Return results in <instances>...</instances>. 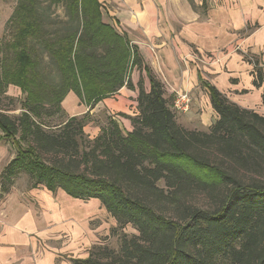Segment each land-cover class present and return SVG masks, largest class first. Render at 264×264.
<instances>
[{
    "label": "trees",
    "instance_id": "1",
    "mask_svg": "<svg viewBox=\"0 0 264 264\" xmlns=\"http://www.w3.org/2000/svg\"><path fill=\"white\" fill-rule=\"evenodd\" d=\"M14 2L0 42V103L9 86L23 98L18 116L0 114V143L16 150L0 174V198L26 175L31 189L97 200L119 227L136 230L114 228L117 251L93 247L71 264H264V116L199 77L218 119L208 132L187 130L137 49L102 21L98 0ZM245 61L261 87L259 63ZM133 68L149 90L140 76L131 132L109 119L90 140L88 113L54 131L44 123L62 113L69 92L92 109L124 86L134 89Z\"/></svg>",
    "mask_w": 264,
    "mask_h": 264
},
{
    "label": "crops",
    "instance_id": "2",
    "mask_svg": "<svg viewBox=\"0 0 264 264\" xmlns=\"http://www.w3.org/2000/svg\"><path fill=\"white\" fill-rule=\"evenodd\" d=\"M262 1L98 0L106 8L102 12V21L126 35L143 62L163 85L166 98L173 97L175 92L187 91L192 97L191 106L198 109L199 94L206 96L202 121L208 120V124L218 117L211 108L206 91L200 86L199 77L213 85L231 103L264 116V10L259 8V2ZM255 25L256 29H251ZM245 31L250 34L242 40L243 48L252 53V58L257 60L262 69V86L259 88L253 84L252 66L245 61L247 55L240 52L243 51L241 46L238 53L229 54L225 59L210 65L193 57L228 49L237 34L239 39V34ZM140 76H143L144 87L148 91L149 82L145 74L133 68L130 80L134 89L124 86L99 101L92 109L84 106L73 92H69L61 103L62 113L67 119L88 113L95 120L106 114L123 132H131L130 118L138 115L137 83ZM178 123L183 122L178 120ZM83 132L92 140L99 134L100 127L90 120ZM45 192L50 193L47 190ZM61 194L70 204L83 202ZM64 204L67 207L69 205ZM36 226L30 212L20 222L11 223L1 236V242L5 244L0 249V264H71L73 258L83 259L70 255L61 257L51 252L42 255L38 261L36 259L37 262L32 257H25L23 252L29 254L28 251L35 247Z\"/></svg>",
    "mask_w": 264,
    "mask_h": 264
},
{
    "label": "rangeland",
    "instance_id": "3",
    "mask_svg": "<svg viewBox=\"0 0 264 264\" xmlns=\"http://www.w3.org/2000/svg\"><path fill=\"white\" fill-rule=\"evenodd\" d=\"M259 5V8L264 10V1L259 2ZM14 8V0H0V42L7 38L6 23ZM105 9L104 7L103 13ZM55 12L60 18L62 17L63 11L60 8ZM256 26H251V29H256ZM248 34H250L249 31L240 33L239 39L237 34L236 40L229 44L232 46L228 45V49L222 50L227 53L224 57L226 58L229 54L238 53L239 49L243 48L242 40ZM240 52L247 55V60L254 59L252 58V53L247 49L243 48V51ZM224 57L220 55L221 59ZM47 76L49 79L57 80L55 73H49ZM198 97V109L196 107L193 108L191 104V110L187 114L177 115L176 117L177 120L183 122L180 125L187 130L208 132L213 122L208 124V120L202 121V114L207 103L206 96L200 93ZM22 98L23 96L18 88L9 86L5 97L0 103V114H5L9 117L18 116L21 112ZM66 119V115L59 112L50 117H44L43 121L54 131L61 127ZM109 119L104 114L97 120L89 116L88 121L93 120L102 129L106 126ZM207 125L209 126L207 127ZM15 154L16 150L10 142L4 141L0 143V174L14 158ZM45 191L43 187L31 189L28 177L21 175L15 180L9 193L0 198V249L5 244L3 241L1 242V236L6 232V229L11 226L13 221L20 222L29 212L32 214L37 225L34 229L36 244L33 250L28 251L30 256L26 252H23V255L25 257H32L34 261L36 259L38 261L47 252L61 257L70 255L75 258H86L93 247L117 251L119 248L118 240L112 234L114 228L117 229L118 233L137 234L136 230L130 225L119 227L115 219L105 211L97 200L77 201L78 203L70 204L60 191L55 194ZM202 202L200 196L195 200V203L198 204H202ZM64 203H68V207Z\"/></svg>",
    "mask_w": 264,
    "mask_h": 264
},
{
    "label": "built area",
    "instance_id": "4",
    "mask_svg": "<svg viewBox=\"0 0 264 264\" xmlns=\"http://www.w3.org/2000/svg\"><path fill=\"white\" fill-rule=\"evenodd\" d=\"M226 54V52L221 51L219 53L206 54L203 56L197 54L193 57H195L197 61L212 64L221 60L220 55L224 57ZM191 104V94L187 91L175 92L171 103L173 111L181 115L187 114L191 110Z\"/></svg>",
    "mask_w": 264,
    "mask_h": 264
}]
</instances>
